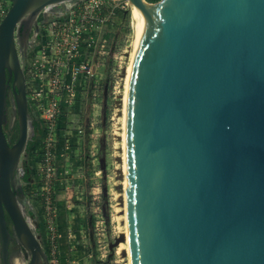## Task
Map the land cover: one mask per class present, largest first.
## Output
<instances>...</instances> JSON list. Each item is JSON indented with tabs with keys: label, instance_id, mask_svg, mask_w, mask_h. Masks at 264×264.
Listing matches in <instances>:
<instances>
[{
	"label": "water",
	"instance_id": "water-1",
	"mask_svg": "<svg viewBox=\"0 0 264 264\" xmlns=\"http://www.w3.org/2000/svg\"><path fill=\"white\" fill-rule=\"evenodd\" d=\"M9 1L0 22V263L11 264L17 241L27 264H48L21 205L33 120L24 64L40 12L69 0ZM128 1L133 264H264V0Z\"/></svg>",
	"mask_w": 264,
	"mask_h": 264
},
{
	"label": "rangeland",
	"instance_id": "rangeland-1",
	"mask_svg": "<svg viewBox=\"0 0 264 264\" xmlns=\"http://www.w3.org/2000/svg\"><path fill=\"white\" fill-rule=\"evenodd\" d=\"M110 27L113 36L107 54L104 57L97 52L90 54L94 75L82 76L63 101V115L67 116L63 117L65 120L61 122V131L69 136L64 139L67 142H64L63 154L69 152L71 147L78 148L75 155L80 154L82 157L87 177L80 183V188L89 196L79 213H69L72 221L66 218L68 226L64 229L67 238L64 247L67 246L69 252L63 258H58L56 254L59 231L54 179H57L58 172L52 181V202L48 208L43 197L39 196L45 180L40 156L43 147L31 145L24 155L23 164L30 168L32 178V181L22 182L23 190L32 188L27 192L31 208L28 215L46 251L48 264H130L129 247L126 244L127 194L123 140V101L134 41L130 5L125 16L120 15ZM13 112L15 108L10 106V124L6 132L11 143L17 139L16 122L13 120L12 124L15 116ZM61 138L65 137L57 135V145ZM72 141L77 144L72 146ZM55 156L57 154H54V162ZM65 156L68 157V153ZM74 186L77 188V185ZM49 221L54 225V234L49 230ZM48 239L54 241L53 250L47 244ZM117 240H120L119 244L112 248ZM13 244L16 246L18 243L14 241ZM21 249L28 263L30 254L22 246Z\"/></svg>",
	"mask_w": 264,
	"mask_h": 264
},
{
	"label": "built area",
	"instance_id": "built-area-1",
	"mask_svg": "<svg viewBox=\"0 0 264 264\" xmlns=\"http://www.w3.org/2000/svg\"><path fill=\"white\" fill-rule=\"evenodd\" d=\"M61 5L45 7L38 15L27 42L24 64L27 99L33 116L28 145L43 146L40 156L45 180L39 196L48 208L56 174L53 150L57 146L58 124L65 116L62 109L65 96L82 76L94 75L90 54L97 52L101 57L107 54L113 36L110 26L121 13L127 12L130 4L128 0H79L70 7ZM10 7L9 0H0V22ZM35 119L38 128L33 125ZM24 159L23 156L21 184L26 175ZM48 227L54 234L51 221Z\"/></svg>",
	"mask_w": 264,
	"mask_h": 264
},
{
	"label": "crops",
	"instance_id": "crops-1",
	"mask_svg": "<svg viewBox=\"0 0 264 264\" xmlns=\"http://www.w3.org/2000/svg\"><path fill=\"white\" fill-rule=\"evenodd\" d=\"M65 116H67V114ZM63 120H65V118H62L60 120L57 135H59V137H65V138H61L60 140L58 139L59 145H57L53 150V153L57 154V156H55L56 161L54 162V164L56 167V171L58 172L57 179L56 178L54 179V181H56L55 201L57 205V207L55 208V212L57 213L58 211L57 228L59 233L56 241V246L58 249L56 254L58 258H63V256L68 255L69 252L68 247L67 246L64 247V241L67 239L66 235H64V229L66 228V226H68L67 223L68 220L66 218L68 219L70 218L69 216L71 215H69V213L70 214H73L75 212L79 213L81 207H84L86 200L89 199V196L88 195L86 196L85 190L80 188V183L84 182L85 179H87V177L84 171V161L82 157H80V154L75 155V153H78L77 151L78 148L74 146L77 144V142L72 141V146L74 147H71L69 152H65V154L68 153V157H66L65 154H63L64 142H67L64 139L69 137L63 133L64 131H61L62 128L61 122ZM79 132H81L80 129ZM60 153L62 156H60ZM63 175H65L66 178L64 177L62 179L61 177ZM74 185H77V188ZM88 193L89 195H91V192ZM80 196H82V199L80 198ZM51 239L53 238L51 237ZM73 242L74 241L72 240V243ZM47 244L50 247V249L53 250L54 241L48 239Z\"/></svg>",
	"mask_w": 264,
	"mask_h": 264
},
{
	"label": "bare ground",
	"instance_id": "bare-ground-1",
	"mask_svg": "<svg viewBox=\"0 0 264 264\" xmlns=\"http://www.w3.org/2000/svg\"><path fill=\"white\" fill-rule=\"evenodd\" d=\"M79 0H69L61 5V7H70L74 3H76ZM130 4V3H129ZM130 13L133 23V32H134V41H133V51L131 55V60L129 62V65L127 67V76H126V85H125V95H124V128H125V134H124V162H125V173H126V181H125V189H126V244L129 247V257H130V264H133V257H132V245H131V229H130V212H129V194H128V146H127V128H128V104H129V94H130V86H131V79L133 74V68H134V62L136 57V47H135V26H136V11L132 4H130ZM14 113V112H13ZM15 114V113H14ZM15 119V116H14ZM12 119V124L13 120ZM22 208L27 216L29 211L31 210L30 204L28 201H23L21 203ZM18 243V242H17ZM11 264H27V259L25 256V253L22 251L20 244L18 243L16 246H12L11 249Z\"/></svg>",
	"mask_w": 264,
	"mask_h": 264
},
{
	"label": "trees",
	"instance_id": "trees-1",
	"mask_svg": "<svg viewBox=\"0 0 264 264\" xmlns=\"http://www.w3.org/2000/svg\"><path fill=\"white\" fill-rule=\"evenodd\" d=\"M148 1H150V2H158L159 0H148ZM125 13H126L125 11H124L123 13H121V16L124 17V16H125ZM9 106H10V103H9ZM33 125L35 126V128H38V127H39L38 121H37L36 119H35ZM7 127H8V126H7ZM7 127H6V128H7ZM17 129H18V128H17V123H16L15 130L17 131ZM16 135H17V132H16ZM31 145L33 146L34 143H30V144L28 145V150H29V147H30ZM40 145H41V144H40ZM40 145H38V147H39ZM24 168H25V171H26V175H25V177H24L23 180H25V181H27V180H28V181H32V179H31V177H30V168L27 167V166H26V167L24 166ZM23 180H22V181H23ZM31 189H32L31 187L24 188V191H25V195H26V197H29L27 192H30Z\"/></svg>",
	"mask_w": 264,
	"mask_h": 264
},
{
	"label": "flooded vegetation",
	"instance_id": "flooded-vegetation-1",
	"mask_svg": "<svg viewBox=\"0 0 264 264\" xmlns=\"http://www.w3.org/2000/svg\"><path fill=\"white\" fill-rule=\"evenodd\" d=\"M14 245V244H13Z\"/></svg>",
	"mask_w": 264,
	"mask_h": 264
}]
</instances>
